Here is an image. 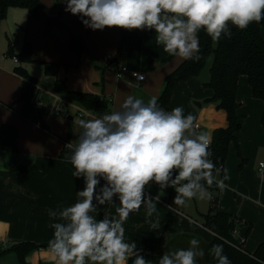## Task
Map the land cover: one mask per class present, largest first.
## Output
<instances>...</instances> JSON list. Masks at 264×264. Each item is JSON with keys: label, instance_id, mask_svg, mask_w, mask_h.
Listing matches in <instances>:
<instances>
[{"label": "crops", "instance_id": "crops-1", "mask_svg": "<svg viewBox=\"0 0 264 264\" xmlns=\"http://www.w3.org/2000/svg\"><path fill=\"white\" fill-rule=\"evenodd\" d=\"M41 2L44 9L40 12V18L30 22L26 10L10 9L1 24L0 35L3 31L7 35L12 32L13 24H19L21 28L28 26L27 42L32 44L34 51L31 68L35 64L44 66V62L59 64L62 66L59 78H66L70 91L96 95L109 102L111 111L119 110L128 95L143 98L145 101L155 96L159 100L165 88L166 78L186 61L177 57L170 58L162 46L156 44L152 31H130L127 43L122 48L121 29L90 30L79 25L75 15L65 11L64 0ZM59 10L63 18L58 15ZM53 16L60 17L67 27H63V24L48 26V18ZM72 33L85 40L89 53L79 57L69 50ZM262 34L264 37V29ZM110 61H117L116 66H107L106 69ZM13 63L14 65L7 69L0 68V127L4 124L14 125L19 131L18 152L0 151V264H23L13 252H3L24 242L41 246L36 250L38 254L35 256L40 264H55L48 250V241L53 237L54 231L49 227L52 221L49 219L48 210L70 206L78 199L77 191L84 187L83 179L74 177V169L60 158L64 145L73 138L74 126L76 125L78 132L80 129L75 110L72 109L66 114L71 135L68 133L59 137L58 128L52 123L53 119H46L51 107L55 105H52L53 102L44 105L39 100L45 112L48 131L22 118L19 111L23 109L24 103L19 102V99L23 92V80L15 74V69L21 66V63ZM30 66L29 69L25 68L36 78ZM123 68H127V71H123ZM133 72L145 75V81L136 80ZM53 79L55 86L56 80ZM195 79L178 85L166 110L182 107L185 115L191 114L195 119L202 117L198 111L193 110L191 103L201 108L203 104L200 102L205 98L207 101L213 93L211 90V93L205 92ZM38 90L40 92V89ZM55 95L57 99L62 98L61 100H67L72 106L82 108L64 95L56 92ZM238 101V113L246 116L244 126L238 134L243 160L238 159L235 151L230 152L225 165L219 171L222 179L227 170L226 187L223 191L218 188L219 196H212L217 198L220 211L241 220L243 224L237 229L236 239L240 244L245 240V249L254 253L264 243V178L259 176L257 169L259 163L264 161V102L253 97L247 77L240 79ZM87 112L85 119L102 116ZM218 117L219 115L216 120ZM232 145L236 148L234 143ZM211 188L217 189L215 185ZM147 191L153 197L160 195L157 213L148 217L143 207L131 213L124 224L126 240L136 242L137 248L142 250L141 254L155 264L164 252L170 250V244L174 240L172 251L187 248L189 241L196 238L205 252L204 257L199 260H205L206 251L215 237L204 225L211 200L208 212L200 221L189 213V207L180 208L172 203L175 194L173 188L160 191L158 186L153 184ZM118 206V201L99 206L97 218L105 214L110 217L116 215ZM153 224H158L159 228L152 230ZM132 259H129L128 264H132ZM28 263L35 264V259ZM28 263L26 259L24 264Z\"/></svg>", "mask_w": 264, "mask_h": 264}, {"label": "clouds", "instance_id": "clouds-1", "mask_svg": "<svg viewBox=\"0 0 264 264\" xmlns=\"http://www.w3.org/2000/svg\"><path fill=\"white\" fill-rule=\"evenodd\" d=\"M65 11L81 18L93 31L119 28L152 31L155 42L169 56L199 61V33L218 44L231 38L232 27L245 30L264 21V0H64ZM135 76L136 73H133ZM143 77H141L142 79ZM195 117L182 107L166 110L153 96L145 101L128 95L119 110L93 119H79L76 143L65 148V161L82 178L84 187L70 206L49 209L48 241L55 264H154L125 238L124 224L143 207L148 217L157 213L160 195L147 189L155 184L175 190L173 204L186 207L193 199L210 200L215 184L223 191L227 170L211 159L210 135L197 132ZM119 202L116 215L97 218L99 206ZM159 228L152 225V230ZM217 264H231L223 245L209 250ZM205 252L192 238L187 248L164 252L155 264H198Z\"/></svg>", "mask_w": 264, "mask_h": 264}, {"label": "trees", "instance_id": "trees-1", "mask_svg": "<svg viewBox=\"0 0 264 264\" xmlns=\"http://www.w3.org/2000/svg\"><path fill=\"white\" fill-rule=\"evenodd\" d=\"M12 8L26 10L28 21L30 22L40 18V12L44 9V6L41 0H0V27L2 22L7 18L9 10ZM58 15L63 18L60 10ZM75 18L79 25L84 26L80 17L75 16ZM62 24L63 27H67L65 22ZM22 29L25 34L28 33V26ZM263 29L264 21L259 24L252 23L245 30H238L232 27V37L230 39L226 37L221 38L219 43L215 45L211 38L201 31L199 33L201 59L199 61L186 60L177 70L170 74L166 78L164 91L158 100L161 107L168 109L178 85L190 79L198 78L208 61L212 58L210 80L205 84V87L212 91L213 96L207 101L215 103L218 109L226 111L229 122L228 128L217 129L213 133L212 147L210 148L213 152L211 159L218 169L223 168L225 165L230 147L233 143L236 145L239 157L243 160L238 142V134L242 130L246 120L245 115L238 113L240 109L238 92L242 77L248 78L253 97L264 102ZM129 32L121 29L122 48L127 43ZM9 46L10 55L17 58L19 62H34V51L31 43L26 41L21 53L17 56L13 52V43L10 42ZM69 50L79 57L89 53L85 40L73 33L69 41ZM170 58L173 57L170 56ZM116 63L117 61H112L108 66L114 67ZM43 65L47 75L56 80L54 86L56 93L64 95L68 100L77 103L82 109L87 111L100 115L111 112L110 104L106 100L100 99L93 94L70 91L67 87L66 78H59L62 66L49 62H44ZM15 74L23 80V92L19 102L24 103V107L19 111V115L25 120L48 131L49 128L44 118L45 112L39 103L40 92L37 88L36 78L32 77L23 66L17 67ZM262 124L264 128V114ZM69 134L71 135V130ZM18 139L19 131L16 126L4 124L0 127V151L18 152ZM65 145L60 158L68 166L73 168L70 163L65 161V156L70 154V150L66 149ZM242 224L241 220L237 217L220 211L217 205V198L212 196L211 207L205 215L204 225L209 231L215 234V237L206 251L205 260H198V264H217L209 250L213 245L219 244L223 245L224 254L227 255L231 264H264V243L254 253H250L245 249L244 243L240 244L236 236H234V231L239 226H242ZM174 244L175 240L170 244V250L168 251H172L171 248ZM40 248L41 246L38 244L24 242L14 245L9 250L4 251L3 254L13 252L24 264L26 263L27 257Z\"/></svg>", "mask_w": 264, "mask_h": 264}, {"label": "rangeland", "instance_id": "rangeland-1", "mask_svg": "<svg viewBox=\"0 0 264 264\" xmlns=\"http://www.w3.org/2000/svg\"><path fill=\"white\" fill-rule=\"evenodd\" d=\"M13 25L14 26H13L12 32H10L7 35L6 32L3 31L2 34L0 35V38H1V41H0V68L3 70L14 65V63H13L14 57H12L9 53V51H10L9 43L10 42L13 43V46H14L13 52H14V55L17 56V55H19V52L23 48V44L26 41H28V39H27L28 36L25 34V32L22 30V28L19 26V24L18 25L13 24ZM8 37H9V39H8ZM5 55H6V57H5ZM7 57L9 59H4ZM113 59H114V57L111 60H113ZM20 63H21L20 64L21 66L26 67L28 69H29V66L31 64V63H25V62H20ZM211 63H212V58L208 61L207 65L204 67L201 75L195 79V82H197L198 84H201L204 91L208 92V93H211V91L205 87V84L210 80ZM107 66L108 65H106V69H108ZM30 70L33 73H35L34 75L37 79L38 89H40L39 100H41L44 105L52 103V102H53L52 103V105H53L55 103V101L57 100L56 95H55L54 79L51 76L47 75L45 68L42 65H39V64L36 65L35 64L34 67L32 66V68L30 66ZM205 99L202 100V102H200L203 104V106L201 108L196 106L195 104L191 103L193 110L198 111V113H200L202 116L200 119H195L194 123H198L202 127V129L210 135L211 140H212L214 130L221 129V128L222 129L228 128V126H229L228 115H227L226 111L218 109V107L215 103L206 101ZM62 101L67 102V100H62ZM218 115H219V117L216 120V116H218ZM220 116H221V118H220ZM52 123L55 127L58 128L57 129L58 131L57 130L56 131H57V135H59V137H64L65 135H67L69 133V130H68L69 121H68L67 115H64L62 118H59L58 120L53 119ZM75 128H76V125L74 126V130H73V138L70 140L73 144L76 143V138H77V135L79 134V132ZM61 129H63V130H61ZM58 132L63 133V134H59ZM232 151H235L238 159L241 160L237 154V150L234 147V145H232L230 147L229 154ZM229 154H228V156H229ZM241 164H242V162H241ZM258 172H259V170H258ZM214 174L217 175V179H221V176H220L221 173L218 172V173H214ZM258 174L260 177H262L260 172ZM215 187H216V185H215ZM209 191L212 192V194H214V195L216 194V196H219L218 188L216 190H213V188H210ZM175 195H176V193L174 194V197H175ZM210 200L193 199L190 202H188L186 207H189V209L191 210L189 213L193 214L194 217H196L197 219H199L201 221V220H203L202 216L204 214H206L209 210ZM186 207H184V208L186 209ZM180 208H182V207H180ZM31 254L32 255L27 257V263L30 260L35 259V264H40V261L35 257V256H37L38 253L35 251Z\"/></svg>", "mask_w": 264, "mask_h": 264}, {"label": "built area", "instance_id": "built-area-1", "mask_svg": "<svg viewBox=\"0 0 264 264\" xmlns=\"http://www.w3.org/2000/svg\"><path fill=\"white\" fill-rule=\"evenodd\" d=\"M14 62L15 63H18L19 60L17 58H14ZM122 70L123 71H127V68H123ZM133 73H136L135 76L133 75V77L136 80H138L139 82L145 81V79H146V76L145 75H143V74H141L139 72H133ZM141 77H143V78L141 79ZM72 109L75 110L74 114H75V118L77 119V121L79 119H81V118L85 119L88 116V112L85 109L78 108V107H74V106H72L69 103H66V102H64V101H62L60 99H57L56 102H55V105L53 107H51L50 113H49V115H47V118L46 119L47 120H51V119L61 118V117H63L66 114L68 115V113ZM194 128H195V130L197 132L203 131L202 130V127L198 123H195L194 124ZM211 147H212V143L210 145V148ZM221 169L222 168H220L219 170H221ZM258 170H259L261 176L264 178V161H262V162L259 163ZM233 234H234V236H237L238 230H235ZM244 242H245V240L242 241V243H244ZM0 247H2V244L1 243H0Z\"/></svg>", "mask_w": 264, "mask_h": 264}, {"label": "water", "instance_id": "water-1", "mask_svg": "<svg viewBox=\"0 0 264 264\" xmlns=\"http://www.w3.org/2000/svg\"><path fill=\"white\" fill-rule=\"evenodd\" d=\"M47 24L50 27L61 26L62 25V20H61L60 17H57V16L49 17L48 21H47Z\"/></svg>", "mask_w": 264, "mask_h": 264}]
</instances>
